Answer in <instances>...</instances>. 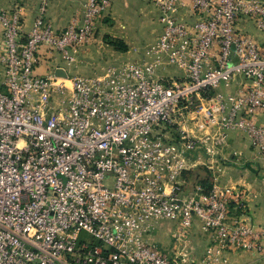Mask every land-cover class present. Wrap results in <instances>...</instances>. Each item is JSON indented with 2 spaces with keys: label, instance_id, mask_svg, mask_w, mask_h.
<instances>
[{
  "label": "built area",
  "instance_id": "obj_1",
  "mask_svg": "<svg viewBox=\"0 0 264 264\" xmlns=\"http://www.w3.org/2000/svg\"><path fill=\"white\" fill-rule=\"evenodd\" d=\"M153 2L160 30L139 57L89 75L66 65L110 0H84L61 26L36 14L25 31L18 8L0 6V264H227V246L261 250L242 187L213 178L182 194L179 178L230 130L264 154V41L238 25L263 30L264 0ZM46 52L65 76L34 71ZM194 220L220 241L200 262L148 236L169 221L179 240Z\"/></svg>",
  "mask_w": 264,
  "mask_h": 264
},
{
  "label": "crops",
  "instance_id": "obj_2",
  "mask_svg": "<svg viewBox=\"0 0 264 264\" xmlns=\"http://www.w3.org/2000/svg\"><path fill=\"white\" fill-rule=\"evenodd\" d=\"M83 1L84 0H0V6L18 8L21 15V28L25 31L29 27L33 17L39 13L48 17L55 25H63L70 15L81 9ZM144 1H149L154 5L153 0H110L111 10L121 5L124 8L132 6L133 11L135 7L139 8ZM154 9L156 19L161 26L155 5ZM179 13L186 18L189 17V13L185 6L179 8ZM98 24L99 20L96 21V26H98ZM249 24V21L238 22V25L242 29L253 34L258 41H264V29H252ZM142 48L143 46L132 43L129 48L120 54L112 55V58L135 59L142 53ZM40 51H42V49H40ZM58 64L59 61H55V59L51 58L49 53H41L34 71L40 74L51 72L54 71ZM162 72L173 73L179 72V70L174 67H168L161 71V73ZM237 83L238 79L232 80L230 88H234ZM184 115V121L180 123L186 129L192 130L194 122L191 118V112H185ZM256 119L258 122L264 124V107L258 110ZM198 164H203L206 167L209 175H211V182L213 178H216L219 183L235 184L242 187L246 194V214L250 220L257 225H264V154L256 149L245 133L238 130L228 131L225 143L220 145L217 148V153L212 156L205 154L202 150L191 152L189 164L180 171V178H183L192 167ZM180 188L182 194H189L193 191L192 189L186 192L184 191L185 188H182L181 185ZM171 227V222H161L154 227L148 235L155 243L156 247L167 255L180 252V259L200 262L207 251L208 245H220V241L216 234L212 231L201 230L197 220L192 222L185 235H180L179 240L171 236ZM261 244L262 247L260 251L252 252L242 248L227 246L222 249V254L226 257L227 264H264V238H262Z\"/></svg>",
  "mask_w": 264,
  "mask_h": 264
},
{
  "label": "rangeland",
  "instance_id": "obj_3",
  "mask_svg": "<svg viewBox=\"0 0 264 264\" xmlns=\"http://www.w3.org/2000/svg\"><path fill=\"white\" fill-rule=\"evenodd\" d=\"M98 20L99 24L94 31L95 39L93 38L75 50L74 60L66 65L68 74L100 73L103 66L113 60L112 55L120 54L132 43L145 46L160 30L154 5L149 1H144L139 8L135 7L133 11L132 6L124 8L121 5L111 10L110 3L109 10L100 15ZM249 25L255 29L251 23ZM1 71L0 64V80ZM230 85L231 81L228 84L220 83L218 87L228 89ZM210 176L206 167L198 164L192 167L183 178H179V182L182 188H185L184 191L189 192L197 182L202 183L204 187H209Z\"/></svg>",
  "mask_w": 264,
  "mask_h": 264
},
{
  "label": "water",
  "instance_id": "obj_4",
  "mask_svg": "<svg viewBox=\"0 0 264 264\" xmlns=\"http://www.w3.org/2000/svg\"><path fill=\"white\" fill-rule=\"evenodd\" d=\"M53 72L56 75H62V76L66 75L65 70L62 67H60V66L55 67Z\"/></svg>",
  "mask_w": 264,
  "mask_h": 264
},
{
  "label": "trees",
  "instance_id": "obj_5",
  "mask_svg": "<svg viewBox=\"0 0 264 264\" xmlns=\"http://www.w3.org/2000/svg\"><path fill=\"white\" fill-rule=\"evenodd\" d=\"M200 183V182H199ZM202 185V183H200ZM203 186V185H202ZM204 187V186H203ZM206 188V187H205Z\"/></svg>",
  "mask_w": 264,
  "mask_h": 264
}]
</instances>
